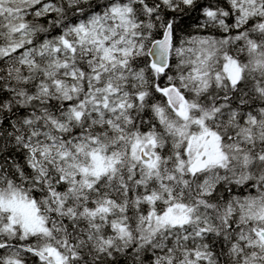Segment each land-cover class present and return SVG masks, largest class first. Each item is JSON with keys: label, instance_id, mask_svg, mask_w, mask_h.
<instances>
[{"label": "snow or ice", "instance_id": "snow-or-ice-1", "mask_svg": "<svg viewBox=\"0 0 264 264\" xmlns=\"http://www.w3.org/2000/svg\"><path fill=\"white\" fill-rule=\"evenodd\" d=\"M0 264H264V0H0Z\"/></svg>", "mask_w": 264, "mask_h": 264}]
</instances>
